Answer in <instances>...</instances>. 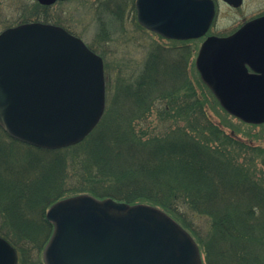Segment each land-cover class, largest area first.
I'll list each match as a JSON object with an SVG mask.
<instances>
[{"label": "trees", "instance_id": "obj_1", "mask_svg": "<svg viewBox=\"0 0 264 264\" xmlns=\"http://www.w3.org/2000/svg\"><path fill=\"white\" fill-rule=\"evenodd\" d=\"M129 2L106 9L121 23ZM35 5L17 24L47 22ZM177 44L162 61L150 47L136 72L108 71L105 113L75 146L41 150L0 129V236L19 264H43L46 210L79 194L163 210L196 239L205 264H264V184L249 165L257 149L212 120L206 107L219 102L188 77L192 49ZM16 144L33 154L13 158Z\"/></svg>", "mask_w": 264, "mask_h": 264}, {"label": "water", "instance_id": "obj_2", "mask_svg": "<svg viewBox=\"0 0 264 264\" xmlns=\"http://www.w3.org/2000/svg\"><path fill=\"white\" fill-rule=\"evenodd\" d=\"M57 1L66 0H37L42 6ZM134 4L137 22L166 39H198L216 15L213 0ZM204 41L195 59L202 83L229 115L263 124L264 16ZM105 88L102 58L61 27L30 22L0 33V127L10 138L57 151L81 143L104 114ZM46 219L53 231L44 264H203L192 236L150 205L80 194L53 204ZM0 264H17L1 236Z\"/></svg>", "mask_w": 264, "mask_h": 264}, {"label": "rangeland", "instance_id": "obj_3", "mask_svg": "<svg viewBox=\"0 0 264 264\" xmlns=\"http://www.w3.org/2000/svg\"><path fill=\"white\" fill-rule=\"evenodd\" d=\"M109 1L67 0L55 2L51 6H42L37 0H0V31L2 32V30L8 27L11 28L24 24H17L21 20L22 12H24L22 8L28 9L27 5H35L37 3L39 6L46 8L47 22L40 21L41 23L58 25L70 31L101 56L104 63V77L108 71L114 76L119 73V69L123 72V68L125 67L128 72L138 71L143 65L145 54H147L148 49L152 46L159 45L166 50V48L171 49L179 45L173 41L164 40L145 29L136 27L135 7H133L134 11L131 9V5L135 3V0H130L129 4L125 7L121 23L107 11L106 7ZM215 5L216 17L208 32L209 35H227L239 28L246 20L248 21L264 13V0H244L242 6L239 8H233L221 0H215ZM30 22L39 21H28L25 23ZM200 44L201 41H196L195 45L189 43L192 54L188 62L189 71L187 73L192 82L198 75L193 60L196 57ZM206 95L208 97L209 93L207 92ZM206 110L212 120L219 124L227 133L232 132L245 144L257 149V152L249 156L251 162L249 165L254 172V176L259 178L264 184V165H262V163L264 164V124L249 125L240 122V120L232 117L231 114H227L217 103L214 104L212 101L209 102ZM156 129L159 130L158 128ZM1 134L0 132V136H2ZM2 146L5 145L0 141V148H3ZM13 148L15 153H17L12 155L15 159L18 157L21 159L23 156L29 158V154H33V152L27 151L21 145L16 144ZM4 151L7 152L5 149ZM18 163L15 164L17 165ZM11 170L15 174L17 173V170ZM167 215L170 216L169 214ZM172 219L186 230L174 217ZM192 238L198 246L202 262L205 264L202 250L196 239L193 236ZM43 251L41 253V260L44 264Z\"/></svg>", "mask_w": 264, "mask_h": 264}, {"label": "flooded vegetation", "instance_id": "obj_4", "mask_svg": "<svg viewBox=\"0 0 264 264\" xmlns=\"http://www.w3.org/2000/svg\"><path fill=\"white\" fill-rule=\"evenodd\" d=\"M243 2H244V0H243ZM261 16H264V13L263 14H260L259 16H256V17H254L253 19H255V18H257V17H261ZM250 20H252V19H249L248 21H250ZM247 21V20H246ZM247 21V22H248ZM246 22H244L243 24H245ZM242 24V25H243ZM238 29V28H237ZM236 30H234L233 32H231V33H229V34H227V35H219V36H228V35H230V34H232V33H234ZM70 32V31H69ZM157 36H159L160 38H162V39H164L163 37H161L160 35H157ZM209 36H212V35H209L208 33L205 35V36H203V37H201V38H199V39H197V40H195V39H190V40H182V41H178V40H168V39H164V40H168V41H173V42H177V43H181V44H188L186 47L187 48H190V46H189V43H191V45H195V42L196 41H201V44H202V42H204V40L207 38V37H209ZM215 36H217V35H215ZM200 44V45H201ZM157 47V50H158V56H159V59H160V61H162L163 60V53H162V49H164V48H162V46H159V45H156ZM182 47H184V46H182ZM200 47V46H199ZM166 49H169V48H166ZM195 60V59H194ZM194 60H193V62H194ZM195 63V62H194ZM193 63V64H194ZM246 67H247V70H248V72L249 73H253V71L248 67V65H246Z\"/></svg>", "mask_w": 264, "mask_h": 264}]
</instances>
